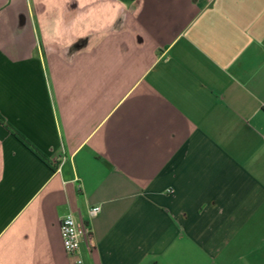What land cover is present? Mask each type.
Segmentation results:
<instances>
[{
	"label": "crops",
	"instance_id": "1",
	"mask_svg": "<svg viewBox=\"0 0 264 264\" xmlns=\"http://www.w3.org/2000/svg\"><path fill=\"white\" fill-rule=\"evenodd\" d=\"M66 213L85 264H264V0H0V264H73Z\"/></svg>",
	"mask_w": 264,
	"mask_h": 264
},
{
	"label": "built area",
	"instance_id": "2",
	"mask_svg": "<svg viewBox=\"0 0 264 264\" xmlns=\"http://www.w3.org/2000/svg\"><path fill=\"white\" fill-rule=\"evenodd\" d=\"M100 206L91 205L87 209L88 217L97 214ZM90 224L87 221L76 219L73 214L66 213L59 220V232L64 251L72 256L73 264H85L80 248L81 237L90 235Z\"/></svg>",
	"mask_w": 264,
	"mask_h": 264
}]
</instances>
